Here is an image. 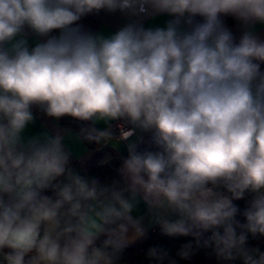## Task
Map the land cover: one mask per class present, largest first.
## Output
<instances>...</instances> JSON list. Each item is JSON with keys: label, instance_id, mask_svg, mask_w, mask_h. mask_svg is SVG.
<instances>
[{"label": "clouds", "instance_id": "obj_1", "mask_svg": "<svg viewBox=\"0 0 264 264\" xmlns=\"http://www.w3.org/2000/svg\"><path fill=\"white\" fill-rule=\"evenodd\" d=\"M101 10L135 19L109 36L78 23ZM159 14L171 17L165 27L143 26L142 18ZM222 16L239 23V37ZM257 26H264V0H0L6 264H119L147 234L145 215H133L141 204L162 234L193 238L177 252L181 259L211 248L219 261L264 264V252L249 245L250 237L264 238V36ZM29 33L43 39L29 47ZM34 109L91 122L81 141L127 142L120 179L102 184L74 171L59 131L25 139ZM137 131L151 133L154 150H138ZM245 197L241 212L233 201ZM147 257L176 264L160 248Z\"/></svg>", "mask_w": 264, "mask_h": 264}, {"label": "crops", "instance_id": "obj_2", "mask_svg": "<svg viewBox=\"0 0 264 264\" xmlns=\"http://www.w3.org/2000/svg\"><path fill=\"white\" fill-rule=\"evenodd\" d=\"M221 18L225 22L226 26H228L234 32V34L239 37L241 31L239 23L233 17L231 18V24H227L225 16H222ZM132 19L135 18L128 17L119 11L109 13L105 10H101L99 13H93L83 17L78 23L83 25L86 30L91 31L93 34H102L104 36H109L114 34L127 23L131 22ZM169 19H171V17H169L167 14H159L155 16L146 17V19L142 18L141 22L143 23V26L145 28L165 27ZM199 21H202L201 17L199 18ZM257 28L258 32L262 36H264V26H257ZM52 34L58 35L59 30H55ZM42 39L43 38L36 37L34 34L29 33V47H34L35 44ZM33 111L36 120L34 124L29 125L28 128L25 130V133L23 134L25 139L34 135H38L42 132H48L49 134H55L58 131L61 132V134L65 135V147L71 153V167L74 169V171L79 173L81 176H84L85 178L89 179L87 175L88 169L94 164H96L98 161H100L107 151H111L115 154H118L127 150V142H121L117 147H113L111 144H106L103 146L97 145L95 149H88L84 145L83 141L77 139L78 134L75 132V130L70 128H62V124H67V119L69 118L68 116H65L59 120H53L43 114L39 109H34ZM95 127H97L98 129H104L105 127H107V125H105V123L103 122H97L95 124ZM67 133H71V135L69 136L67 135ZM132 139L133 141H136L137 146H139L143 143L151 141V133H141L137 131L136 134L132 137ZM119 179L120 176L118 174V176H116L115 178L105 181L102 184H111L113 181ZM133 215H145L144 223L145 226L148 228L147 234L145 236H147L156 227H159V225L150 223V220L145 214L143 204L139 205L137 210L134 211ZM143 238L138 239L129 246L135 245ZM0 264H6L3 259V256H0Z\"/></svg>", "mask_w": 264, "mask_h": 264}, {"label": "trees", "instance_id": "obj_3", "mask_svg": "<svg viewBox=\"0 0 264 264\" xmlns=\"http://www.w3.org/2000/svg\"><path fill=\"white\" fill-rule=\"evenodd\" d=\"M231 16H225L227 24H231ZM67 128L75 130L79 135L80 129L83 127L90 126V122L77 121L72 117L67 119ZM84 145L88 149H95L97 144L88 143L83 141ZM155 145L152 140L146 143H143L138 146V150H154ZM127 156V150L115 154L111 151H107L104 157L90 167L87 171L89 179L95 178L99 182L103 183L112 178H115L119 174V167L121 166L122 159ZM46 195H52L51 191H46ZM248 198L241 200H234L233 203L238 206L241 212L248 207ZM237 219L242 223L244 222V217L242 215L237 216ZM193 242L192 237H169L162 234L160 227H156L151 231L147 236L142 240L137 242L135 245L128 246L124 249L121 254L119 264H154L153 261L149 260L147 257V252L150 248H160L168 253V259H174L176 264H244L243 260L237 259L231 262H223L217 260L215 255L212 252L211 248H201L195 251V254L191 259L184 260L181 259L177 252L180 250L182 245ZM249 245L253 247H259L261 252H264V238L252 239L249 238ZM164 264H168V260L164 261Z\"/></svg>", "mask_w": 264, "mask_h": 264}, {"label": "built area", "instance_id": "obj_4", "mask_svg": "<svg viewBox=\"0 0 264 264\" xmlns=\"http://www.w3.org/2000/svg\"><path fill=\"white\" fill-rule=\"evenodd\" d=\"M199 18L200 17H196V19L199 21ZM143 19H146V17H144ZM261 67H262V70H264V64H262L261 65ZM62 126V128L64 129V128H67V125L66 124H62L61 125ZM128 126L127 125H125V130H128ZM112 131H113V133L115 134V135H119V133H120V127H119V122H113L112 123Z\"/></svg>", "mask_w": 264, "mask_h": 264}]
</instances>
